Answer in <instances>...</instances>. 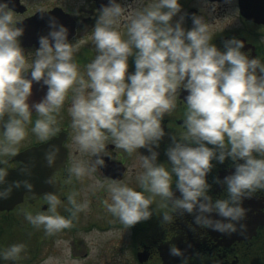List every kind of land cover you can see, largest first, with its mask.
Listing matches in <instances>:
<instances>
[{"label":"clouds","instance_id":"1","mask_svg":"<svg viewBox=\"0 0 264 264\" xmlns=\"http://www.w3.org/2000/svg\"><path fill=\"white\" fill-rule=\"evenodd\" d=\"M179 13V0H108L91 28L95 56L81 74L74 61L79 45L69 41L68 29L55 19L49 20L47 35L38 38L39 47L29 62L19 40L20 19L7 0H0V184L5 183V165L17 154L16 146L26 138L28 125L41 142L60 132L56 115L71 91L73 149L91 159L74 161L68 170L70 178L80 180L99 172L109 139L128 155L140 148L149 153L140 155V190L114 179L106 186L96 180L92 186L93 191L106 187L110 198L105 201L106 210L120 224L130 228L150 219L154 211L150 205L159 197L170 209L161 213L162 224H171L174 214L187 213L200 227L235 232L246 214L242 200L264 191V61L250 59L241 51L243 41L236 38L224 41L221 51L211 43L209 23L203 16L192 15L193 26L186 30L184 15L173 22ZM121 25L126 28L123 35ZM129 57H133V72L128 71ZM33 82H42L47 91L30 106ZM181 89L187 90L185 131L181 138L171 136L166 149L170 167L166 168L157 162L155 148L165 136L161 122L176 108ZM58 152L55 146L46 152L49 166ZM226 159L234 171L222 180L215 178L225 186V196L213 199L206 176L213 161L223 164ZM15 184L19 187L20 182ZM24 184L32 188L27 181ZM10 191L11 186L0 190V199ZM42 199L47 214L24 215L48 236L71 228L72 218L89 207L88 201L78 203L75 194L69 195L70 207L65 210L70 216L65 217L57 211L61 205L57 194L45 193ZM24 251V244H12L0 249V260L17 264ZM170 254L182 255L174 246ZM63 256L70 260L71 249L66 248ZM43 264H61V260L49 257Z\"/></svg>","mask_w":264,"mask_h":264},{"label":"flooded vegetation","instance_id":"2","mask_svg":"<svg viewBox=\"0 0 264 264\" xmlns=\"http://www.w3.org/2000/svg\"><path fill=\"white\" fill-rule=\"evenodd\" d=\"M122 0H120L121 2ZM181 13L173 18V22L184 15L183 26L190 29L192 15L203 16L209 23V33L213 37L211 43L221 51L224 50L223 42L236 38L243 41L241 49L249 58H259L264 61V24L253 22L245 18L238 6V0H179ZM8 6L20 19L17 27L23 29L19 37L21 47L26 57L31 60L35 50L39 47L38 38L47 35L49 25L31 23L29 20L37 13H47L52 10L57 12V17L68 29L70 42L79 45V51L74 56L81 74L84 73L86 64L94 58L95 48L91 43V28L94 26L99 7L95 0H7ZM213 5L215 7L213 8ZM44 10V11H42ZM119 30L122 35L126 31L121 25ZM129 72L134 71L133 57H129ZM258 74L259 71L257 70ZM30 73V70L27 74ZM47 91V86L41 83L32 85V93L39 98V102ZM71 91L60 113L56 115V126L60 132L48 141L41 142L32 132V125L27 126L28 141L20 145L17 154L31 147L45 144L51 140L60 143L65 149V159L62 167L56 169L51 175L48 187L61 199V205L57 211L59 214L69 217L70 213L65 210L68 205L67 197L75 194L78 203L88 201L89 207L72 218V227L48 236L43 228H36L25 218L24 213L30 212L35 215L44 211L47 214V204L42 199L43 195L31 199L25 197L23 205L15 206L9 210L0 211V219L11 228V239L8 236L0 247L3 249L16 243L27 245L28 238H35V251L30 257L31 264L44 262L47 258L58 257L61 264H264V191L255 193L250 198L242 200V207L246 209L245 217L237 223V230L230 234H224L211 228L200 227L194 223V216L184 213L174 214L175 219L171 224L161 223V213L170 211L159 197L153 198L154 209L150 219L141 221L130 228H125L113 217L105 207V201L110 198L105 188H97L93 191L92 186L96 180L107 183L112 179L120 183L139 189L137 177L142 173L140 167V155H148L145 148L128 155L123 150L115 148L111 140L106 141L105 163L99 168V172L91 177L86 176L80 180L74 176L69 177L68 170L74 161H88L91 159L87 154L76 152L73 149L72 137L74 131L71 127L69 108L71 103ZM187 90L181 89L176 98V108L165 115L162 127L165 136L161 139L158 152V163H163L169 168L166 149L171 143V136L181 138L184 134L183 116L186 109L185 97ZM29 105L33 104L28 100ZM35 103V102H34ZM7 118V117H6ZM37 118L33 111V123ZM16 155L8 158L5 165L7 173L18 168L21 161L16 160ZM95 159V157H93ZM214 167L207 174L206 179L211 185L209 195L213 199L225 196L224 185L215 182V178L221 180L224 176L234 171L232 162L226 159L223 164L213 161ZM176 197L180 196L173 184ZM51 192V193H53ZM145 195H149L145 193ZM23 207V208H21ZM213 219L218 217L212 214ZM241 225L244 227L241 228ZM35 232H31V229ZM181 250V256L170 254L171 247ZM66 248L71 249V259L66 261L63 252ZM25 251L17 264H27ZM66 262V263H65ZM5 264V261H2ZM10 264H15L11 262Z\"/></svg>","mask_w":264,"mask_h":264},{"label":"water","instance_id":"3","mask_svg":"<svg viewBox=\"0 0 264 264\" xmlns=\"http://www.w3.org/2000/svg\"><path fill=\"white\" fill-rule=\"evenodd\" d=\"M95 2L100 8L101 5L107 4L108 0H95ZM238 6L241 14L245 18L256 23L264 24V0H238ZM50 19H55L58 24H62L63 22L57 17V12L55 10L47 13H37L27 21L46 26L49 25ZM26 76L30 78V73ZM36 83L37 82H33L34 85ZM29 98L33 103L39 100L33 93ZM50 146H55L59 149L57 158L51 166L48 165L45 158V154L50 150ZM15 159L22 163L18 168L7 173L5 183L0 184V190L11 186V191L7 198L0 199V211L9 210L17 205H23L25 197L33 199L40 195L44 196L45 193L53 192V190L48 187L50 184V177L56 169L62 167L65 159V149L60 146L59 142L57 143L51 140L45 144L21 151L17 154ZM17 181L20 182L19 187L15 184ZM25 181L32 185L30 190L25 186ZM51 184L53 185L52 182ZM54 193L55 192H53V194Z\"/></svg>","mask_w":264,"mask_h":264},{"label":"trees","instance_id":"4","mask_svg":"<svg viewBox=\"0 0 264 264\" xmlns=\"http://www.w3.org/2000/svg\"><path fill=\"white\" fill-rule=\"evenodd\" d=\"M30 231L35 232L33 228ZM11 233H12L11 228H9L8 225L0 219V240L3 242L4 239L8 236V234H9L8 238L11 239ZM34 241H35L34 237L32 239L28 238L26 249H25V256L27 257V261H26L27 264H31L30 257L31 255L35 254V252L34 254H32L33 251H35Z\"/></svg>","mask_w":264,"mask_h":264},{"label":"rangeland","instance_id":"5","mask_svg":"<svg viewBox=\"0 0 264 264\" xmlns=\"http://www.w3.org/2000/svg\"><path fill=\"white\" fill-rule=\"evenodd\" d=\"M121 2L122 3H131V0H122ZM27 141H28L27 139H24L19 145L16 146V149H18L20 147V145L25 144ZM0 249H3V247H0ZM0 264H2V260H0ZM5 264H10V261H5ZM35 264H37V262ZM40 264H42V263H40Z\"/></svg>","mask_w":264,"mask_h":264}]
</instances>
